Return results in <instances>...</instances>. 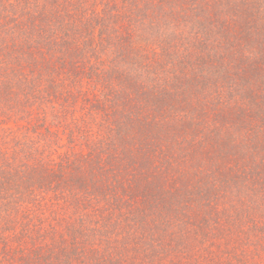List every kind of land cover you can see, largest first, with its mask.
Wrapping results in <instances>:
<instances>
[{"label": "trees", "instance_id": "1", "mask_svg": "<svg viewBox=\"0 0 264 264\" xmlns=\"http://www.w3.org/2000/svg\"><path fill=\"white\" fill-rule=\"evenodd\" d=\"M263 243L264 0H0V264Z\"/></svg>", "mask_w": 264, "mask_h": 264}, {"label": "rangeland", "instance_id": "2", "mask_svg": "<svg viewBox=\"0 0 264 264\" xmlns=\"http://www.w3.org/2000/svg\"><path fill=\"white\" fill-rule=\"evenodd\" d=\"M247 243H248V241H246V243H244V245L242 244L243 248L246 249V245H248ZM256 249H258V248H256ZM261 256L264 257V248L262 250L261 249H258V253H257L256 259L257 260H260ZM251 264H252V262H251Z\"/></svg>", "mask_w": 264, "mask_h": 264}]
</instances>
